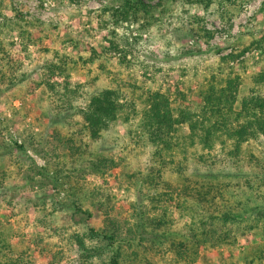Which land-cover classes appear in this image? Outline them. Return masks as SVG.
I'll return each instance as SVG.
<instances>
[{
    "label": "rangeland",
    "instance_id": "374dc122",
    "mask_svg": "<svg viewBox=\"0 0 264 264\" xmlns=\"http://www.w3.org/2000/svg\"><path fill=\"white\" fill-rule=\"evenodd\" d=\"M114 1L0 0V14L5 17L0 19L1 23L9 26L14 11L20 12L27 21L40 22L43 31L38 35L46 34L50 38L40 46L29 47L25 53L17 35L6 31V37L0 36V59L15 60L12 66L15 71L12 74L6 69V77L0 66V231L6 234L15 250L14 253L6 252L7 257H22L30 264H79L74 237L88 233L86 224L102 227L103 220L98 217L101 214L108 212L125 236L135 222L133 206L139 197L163 196V203L154 205L149 201L146 205L150 217L169 205H165V201H169L166 187L151 193L136 179H131L133 174L146 173L154 167V152L152 148L130 142L126 126L122 124L111 129L105 137L111 152L99 154L115 160L117 167L106 171L105 176L92 173L87 161L97 157L96 154L90 157L89 153L91 148L95 151L99 142L93 141L84 131L78 111L52 123L51 97L43 85V66L57 63L63 57L73 85L85 82L90 72L92 78H97L95 89L121 86L130 99L143 98L149 91L166 93L179 88L188 93L187 103L199 110L197 91L203 80L215 72L220 58L233 50L241 51L254 38L264 34V13L261 18L256 16L264 0L240 2L230 21L223 19L217 7L206 11L195 6L186 12L173 10V19L166 18L161 27L146 34L120 29L119 37L128 38L132 43L124 64L120 63V54L113 53L109 58L84 66L83 61L91 53L74 49V46L100 50L105 44L102 38L108 32L101 10ZM198 27L214 34L209 44L203 39L186 36V30ZM135 37L143 39L135 43ZM259 59V51L247 52L236 64L246 60L253 67ZM248 72L251 73V69ZM11 81L15 83L13 87H10ZM240 91L244 96L248 87ZM239 108L240 103L237 104ZM62 113L61 109H56L54 114ZM182 132L188 133L187 127H182ZM263 140L253 145L264 150ZM24 143L28 150L20 152L15 145ZM79 146H83V158L87 157V161L73 155L71 148ZM198 151L203 153L201 149ZM192 153L189 150L187 155ZM212 154H220V149L216 147ZM180 155L176 161L182 159ZM250 165L256 164L248 156L244 157L241 166L249 170ZM188 166L192 171L195 167L202 168L199 161L193 160ZM172 169L166 175L171 184L176 177ZM175 186L176 182L172 187ZM174 190V198L182 202L179 189ZM76 204L92 212L93 218L89 221L87 217H72ZM180 213L174 206L173 214L177 219L174 228L185 239L191 231L180 220ZM200 215L208 216L205 212ZM185 221L188 224L190 219ZM205 229L213 233L193 264H244L243 258L252 253L253 243H264V234L256 229L249 230L246 223L230 225L229 237L223 243L226 230L220 224L207 223ZM142 245L131 250L124 243V250L129 249L125 260L145 264L144 258H148L155 264H172V254L151 249L148 243L146 247ZM5 259V256L0 257V263L4 264ZM94 261L106 264L108 258L104 254Z\"/></svg>",
    "mask_w": 264,
    "mask_h": 264
},
{
    "label": "trees",
    "instance_id": "16d2710c",
    "mask_svg": "<svg viewBox=\"0 0 264 264\" xmlns=\"http://www.w3.org/2000/svg\"><path fill=\"white\" fill-rule=\"evenodd\" d=\"M242 1L115 0L101 10L107 20L108 32L102 38L105 44L100 46V50L78 44L74 49L91 53L83 61L84 66L94 64L113 53L120 54V63L124 64L132 43L128 38L119 37L120 29L128 28L133 33L146 34L161 27L166 18L173 19V10L186 12L195 6L206 11L217 7L223 19L230 21L234 9ZM231 6L233 9H230ZM14 13L9 26L0 21L2 38L6 37V31L14 33L21 41V50L25 53L29 47L40 46L50 39L46 34L38 35V32L43 31L40 22L27 21L22 13ZM263 13L264 2L258 10L257 18H261ZM1 18H5L3 14H0ZM186 31L189 38L203 39L207 44L214 38V34L204 27ZM142 39L133 38L135 43ZM252 51L260 52V59L254 62L253 67L246 60L236 64L247 52ZM13 61L0 59L4 77L8 73L6 69L11 70L12 74L15 71ZM250 69L251 73L248 72ZM42 71L45 72L43 85L51 97L49 114L52 123L62 117L69 118L73 112L78 111L84 131L93 141L99 142L95 151L91 148L89 153L90 157L97 155L95 160L87 161V157L83 158V146L71 148L73 155L89 162L92 173L105 176L106 171L117 167L115 160L105 155L111 152L105 137L111 129L122 124L126 126L130 142L152 148L154 152V167L146 173L133 174L131 179H136L142 188L147 187L151 193L159 191L161 187L169 190L166 194L169 201H165V205H169L153 217L147 213L146 205L149 201L154 205L163 203V196L138 198L139 201L133 206L135 222L125 236L120 225L112 220L108 212L98 216L103 220L102 227L86 224L88 233L74 237L80 257L79 264H97L94 260L101 259L104 254L108 258L106 264H133L132 259L125 260L124 255L129 249L137 245L141 247L145 243L150 244L151 249L165 251V255L172 254V264H193L198 252L209 243L213 233L205 229L207 223L212 226L220 224L225 228L226 235L222 243L229 237L230 225L241 226L246 223L249 230L256 229L264 234V150L253 145L264 139V34L254 38L241 51L233 50L228 56L220 58L215 72L203 80L197 91L199 110L187 103L188 93L179 88L166 93L149 91L143 98L130 99L121 86L95 89L97 78H92L90 72L85 82L73 85L63 57L57 63H47ZM10 84V87L15 85L12 81ZM244 86L248 87V93L241 96L240 90ZM56 109H61L63 113L55 116ZM182 127H187L188 133H183ZM263 144L264 140L261 144L264 147ZM15 147L20 152L28 150L27 143L16 144ZM216 147L220 149V154L215 156L212 152ZM189 150L193 152L191 156L187 155ZM102 151L105 154L99 155ZM179 153L182 159L176 161ZM247 156L256 164L250 165L249 170L241 166L243 158ZM191 160L199 161L202 168L195 167L192 171V167L188 166ZM170 168L176 174L174 180L179 187L173 188L175 182L171 184L166 180ZM174 189H179L178 196L183 197L182 202L174 198ZM174 206L181 212L180 220L191 231L188 238L184 239L175 231L177 219L173 214ZM201 212L208 216H201ZM72 217H87L90 221L93 214L76 204ZM187 218L190 219L188 224L185 221ZM124 243L129 247L127 252ZM253 244L252 253L243 258L244 264H264V243L255 241ZM6 252L14 253L15 250L6 234L0 231V257H6L4 264H30L22 257H7ZM144 263L155 264L148 258H144Z\"/></svg>",
    "mask_w": 264,
    "mask_h": 264
}]
</instances>
